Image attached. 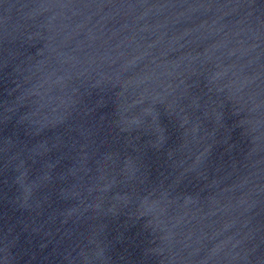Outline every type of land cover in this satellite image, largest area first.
Segmentation results:
<instances>
[{
  "label": "water",
  "instance_id": "95a60500",
  "mask_svg": "<svg viewBox=\"0 0 264 264\" xmlns=\"http://www.w3.org/2000/svg\"><path fill=\"white\" fill-rule=\"evenodd\" d=\"M0 264H264V0H0Z\"/></svg>",
  "mask_w": 264,
  "mask_h": 264
}]
</instances>
